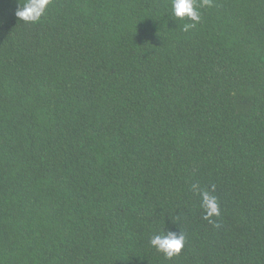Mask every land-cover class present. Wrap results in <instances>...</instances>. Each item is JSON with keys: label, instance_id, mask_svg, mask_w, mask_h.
<instances>
[{"label": "trees", "instance_id": "obj_1", "mask_svg": "<svg viewBox=\"0 0 264 264\" xmlns=\"http://www.w3.org/2000/svg\"><path fill=\"white\" fill-rule=\"evenodd\" d=\"M17 7L0 0V264H264V0L198 22L172 0ZM164 230L185 235L171 258Z\"/></svg>", "mask_w": 264, "mask_h": 264}, {"label": "clouds", "instance_id": "obj_2", "mask_svg": "<svg viewBox=\"0 0 264 264\" xmlns=\"http://www.w3.org/2000/svg\"><path fill=\"white\" fill-rule=\"evenodd\" d=\"M50 0H23L21 3L18 0V7L16 16L25 22H38L42 14L45 12ZM210 7L211 0H202L197 5L195 0H172V15L175 18L184 19L188 18L193 22L200 20V7ZM194 24H185L183 30L187 31ZM202 207L206 211L205 219H210L212 215H219V207L216 198L209 193H202ZM211 222V221H210ZM185 242V235L180 231L177 235L173 231H166L159 234H154L150 237V245L158 252H162L167 258H171L179 254Z\"/></svg>", "mask_w": 264, "mask_h": 264}]
</instances>
